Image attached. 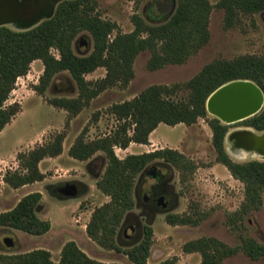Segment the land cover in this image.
Instances as JSON below:
<instances>
[{"label": "trees", "instance_id": "trees-1", "mask_svg": "<svg viewBox=\"0 0 264 264\" xmlns=\"http://www.w3.org/2000/svg\"><path fill=\"white\" fill-rule=\"evenodd\" d=\"M99 0H74L60 3L54 15L28 30H15L0 26V132L21 112V104H6L15 88L17 79L29 73L36 60L44 64L40 83L35 86L44 94L53 77L68 71L77 84L79 94L73 98H53L50 103L65 108L72 115L78 114L104 90L127 86L134 78V62L139 53L149 51V70L170 64H183L210 40V15L214 8L211 0H177L176 9L164 22H148L140 14L132 16L134 30L117 31L115 22L103 19L96 11ZM225 11L226 28L239 25L244 16L264 11V0H220L217 5ZM93 39V49L87 55H78L74 41L82 31ZM59 52L57 57L52 50ZM104 67L106 75L95 82L86 75ZM249 80L256 83L264 94V53L243 54L232 59L219 58L207 63L201 71L186 82L172 85H152L133 99L114 104L111 112L123 123L113 134L87 141L84 136L76 139L69 155L86 161L96 152L107 156V166L97 181V188L109 196L110 201L94 209L87 233L101 247L123 253L134 264H150L154 231L146 224L143 238L136 244L123 247L121 235L124 219L136 205L137 177L158 159L175 166L181 172V181L194 172L196 164L177 149L161 148L119 158L115 147L126 149L130 143L149 144L150 134L161 124L176 126L193 125L200 118L207 120L212 129V144L217 153L216 162L223 164L231 175L244 183V200L228 222L233 226L244 225V217L263 207L264 160L235 161L227 152L225 139L232 126L220 118H209L207 100L210 95L232 81ZM236 126H245L257 132L264 131V106L261 111ZM64 132L50 142L40 144L28 152L18 154L20 166L8 170L3 181L12 188L43 181L46 174L40 162L63 153ZM2 184L0 181V193ZM42 193L26 194L11 209L0 212V228L19 230L30 235L47 234L52 224L38 215ZM169 224H198L188 214L168 213ZM186 252H199V264H222L227 258L243 253L252 260L264 257V243L249 235H239L237 245H229L217 237H201L184 245ZM0 264H121L105 263L89 256L76 241L66 242L59 261L52 259L49 249L36 248L20 253H1ZM154 264H176L167 259Z\"/></svg>", "mask_w": 264, "mask_h": 264}, {"label": "rangeland", "instance_id": "rangeland-1", "mask_svg": "<svg viewBox=\"0 0 264 264\" xmlns=\"http://www.w3.org/2000/svg\"><path fill=\"white\" fill-rule=\"evenodd\" d=\"M155 1L100 0L99 10L102 17L115 22L118 26V30H115L110 38H114L117 31L122 33L133 31L134 24L131 18L134 14L142 15L151 23L166 21L168 18L159 19L152 12ZM219 1L211 0L214 8L210 15L209 42L185 63L170 64L157 70H149L147 65L151 53L143 51L135 59V76L127 86L118 85L104 90L76 115L50 103L53 98L78 96L77 84L68 71L56 74L43 95L35 90L44 71L41 60L34 61L29 73L17 79L6 104L19 102L22 110L0 132V181L2 184L0 212L13 208L25 192L14 190L3 181V176L8 170L19 168L18 154L52 141L60 132L66 134L63 153L57 157H49L52 159H43L44 161L40 162L41 167L47 171L48 176L54 175L83 184L86 191L76 196L64 197L58 191L59 185H51L55 182L47 181L32 187L43 194L38 214L41 218L50 220L52 228L50 232L41 236L0 228L1 253L14 254L45 248L51 251L54 261H59L64 244L74 240L81 249L98 261L134 264L127 255L98 245L89 237L86 230L94 209L111 199L97 188V181L107 166L105 152L98 151L90 159L81 161L71 157L69 150L81 135L87 141H91L113 134L123 121L111 112V107L133 99L152 85L186 82L215 59H232L243 54H263L264 11L252 16H244L239 25L226 28L225 11L216 6ZM10 27L14 28L13 25ZM81 34L91 38V47L87 50V46L80 43L78 46L82 50H75L78 55L88 54L93 49L92 36L86 31ZM52 52L59 56L57 50L53 49ZM106 72L104 67H99L87 74L86 78L95 82L103 78ZM212 117L217 116L209 113V118ZM238 123L228 124L232 127L225 139L227 152L239 162L251 159L264 160V156L255 155L254 152L243 155L234 151L228 140L229 133L238 128H247L236 126ZM151 137L153 141L149 144L132 142L126 149L116 146L115 152L119 158H125L128 154L172 148L179 150L194 162L196 168L193 173L187 175L186 181L182 182L181 172L175 166L166 163L163 159L153 161L148 168L160 170L166 177L165 185L173 191V195L166 198V208L153 210L145 206L144 197L149 196L151 186L156 183V179L146 172L137 177L136 205L128 211L123 223L126 227L121 235L123 247L138 243L144 236L146 224H151L154 231L151 254L148 259L150 264L167 259H175L176 264H199L202 259L201 253L186 252L184 245L188 241L204 236H214L229 245H237L239 235L243 234L264 243V194L263 207L246 215L244 225L238 223L232 226L228 222L230 216L239 210L244 200V183L234 178L226 166L216 162L217 153L212 144V129L206 119L200 118L193 125L180 123L171 126L161 123L152 132ZM239 151L241 153L244 150L241 148ZM168 213L188 214L193 219H197L198 224H169L166 220ZM6 238L14 242V245H7ZM222 264H264V257L252 260L245 254L239 253L227 258Z\"/></svg>", "mask_w": 264, "mask_h": 264}, {"label": "water", "instance_id": "water-1", "mask_svg": "<svg viewBox=\"0 0 264 264\" xmlns=\"http://www.w3.org/2000/svg\"><path fill=\"white\" fill-rule=\"evenodd\" d=\"M59 1L0 0V26L13 25L16 30L31 29L44 18H51ZM176 5L177 0H173L172 8L175 9ZM263 106L264 94L262 90L256 83L249 80H238L224 84L215 90L207 100L209 112L228 124L254 116L261 111ZM247 129L250 131H241L237 135L243 137L241 139H245L243 141L247 145L259 149L261 151L260 156H264V131L257 132L250 128ZM228 140L230 142V133ZM76 195L75 191L68 194V196ZM5 242L9 246L14 245V242H11L9 238H6Z\"/></svg>", "mask_w": 264, "mask_h": 264}, {"label": "flooded vegetation", "instance_id": "flooded-vegetation-1", "mask_svg": "<svg viewBox=\"0 0 264 264\" xmlns=\"http://www.w3.org/2000/svg\"><path fill=\"white\" fill-rule=\"evenodd\" d=\"M65 1H74V0H60L58 2V4L55 6L54 13L56 11L57 6L60 3L65 2ZM98 3L99 4H98L96 11L99 12L101 17H102V14L99 10L100 0ZM172 5H173V0H156L155 3L153 4L152 9H154V11H152V12H154L155 16L159 19L169 18L173 14V12L175 11V9L172 8ZM168 6H170V9H168ZM146 9H147V7L144 9V13H145ZM47 13H49V12H47ZM46 19L47 18H44L42 21H44ZM6 26H8V25H6ZM10 26H12V25H10ZM82 32H85V30ZM86 32H88V31H86ZM80 34L77 36V38L74 41V49L75 50H77V49L82 50L81 47L79 48V46H78L80 43H82V44H84V46H87L86 48H88L87 50H89V48L91 47L90 46L91 45V41H90L91 38H89L86 35H82V34L80 35ZM81 40H82V42H81ZM83 55H87V54H83ZM145 172L152 174V176L156 179V183L151 186L152 190H151L149 196L144 197L145 206H147L150 210L164 208V207L166 208V206H167V204H166L167 202L165 203V201H167L166 198L173 195L172 188H169L165 185V180H166L165 178L166 177L161 173L160 170L155 171L153 168H148ZM58 191L60 193H62L64 196H68L69 193H72L74 191L77 193V195H79L82 192L86 191V188H84L83 184H81V183L73 182V181H67L64 184L59 185Z\"/></svg>", "mask_w": 264, "mask_h": 264}, {"label": "bare ground", "instance_id": "bare-ground-1", "mask_svg": "<svg viewBox=\"0 0 264 264\" xmlns=\"http://www.w3.org/2000/svg\"><path fill=\"white\" fill-rule=\"evenodd\" d=\"M241 131H250L249 129L247 128H238V129H235L233 131L230 132V143L232 145V148L234 149V151L239 154H248L250 153L251 151L254 152L255 154H261V151L259 149H256L250 145H247V143L243 140L245 139H241L243 137H240L238 136L237 134ZM243 149L244 151L240 153L239 149ZM237 153V154H238Z\"/></svg>", "mask_w": 264, "mask_h": 264}, {"label": "crops", "instance_id": "crops-1", "mask_svg": "<svg viewBox=\"0 0 264 264\" xmlns=\"http://www.w3.org/2000/svg\"><path fill=\"white\" fill-rule=\"evenodd\" d=\"M154 132V131H153ZM152 133H151V135H150V142L151 141H153L152 140ZM48 159V158H47ZM49 159H52V158H49ZM44 161V160H43ZM42 161V162H43ZM41 162V163H42ZM41 163H40V169H41V171L43 172V173H45L46 174V177H45V179L43 180V181H39V182H35V183H32V184H28V185H25V186H22V187H20V188H13L14 190H16V191H25L24 192V195L22 196V197H24L26 194H28V193H30V192H34V188H32V187H34L35 185H37V184H39V183H45V182H47V181H49V182H55L54 184H51L52 186H58V185H62V184H64L65 182H67V181H73V180H66V179H63V178H58V176H54V175H51V176H48V173H47V171L46 170H44L42 167H41ZM73 182H75V181H73ZM29 187H31V188H29ZM35 191H37V190H35ZM40 192V191H39ZM42 193V192H41ZM61 195H63L62 193H60ZM21 197V198H22ZM64 197H68V196H64ZM20 198V199H21ZM42 198H43V194H42ZM19 199V200H20ZM18 203V202H17ZM16 203V204H17ZM39 215V214H38ZM52 224V223H51ZM50 232V231H49Z\"/></svg>", "mask_w": 264, "mask_h": 264}, {"label": "built area", "instance_id": "built-area-1", "mask_svg": "<svg viewBox=\"0 0 264 264\" xmlns=\"http://www.w3.org/2000/svg\"><path fill=\"white\" fill-rule=\"evenodd\" d=\"M58 57V56H57Z\"/></svg>", "mask_w": 264, "mask_h": 264}]
</instances>
